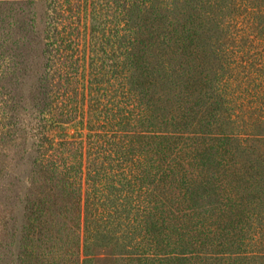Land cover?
<instances>
[{"label": "rangeland", "instance_id": "obj_1", "mask_svg": "<svg viewBox=\"0 0 264 264\" xmlns=\"http://www.w3.org/2000/svg\"><path fill=\"white\" fill-rule=\"evenodd\" d=\"M71 1L69 12L64 0H40L27 12L41 36L48 17L57 22L58 45L80 34L83 82L93 97L82 117L47 131L74 141L90 171L75 207L69 181L59 180L47 264H264V66L251 73L249 91L242 76L243 87L236 79L225 95L211 94L199 72L206 35H190L192 22L175 5L186 0H150L162 3L157 10L130 0L139 3V25L115 36L108 0H86L79 20L85 0ZM238 13L222 17L230 29L212 33L241 40L246 55L247 41L234 34ZM205 95L211 98L193 104ZM235 131L250 136L229 140ZM98 167L104 172L92 176ZM2 196L0 217L10 208L19 230L21 211ZM19 235L0 264L17 263Z\"/></svg>", "mask_w": 264, "mask_h": 264}, {"label": "trees", "instance_id": "obj_2", "mask_svg": "<svg viewBox=\"0 0 264 264\" xmlns=\"http://www.w3.org/2000/svg\"><path fill=\"white\" fill-rule=\"evenodd\" d=\"M39 1L0 0V195L10 198L15 208L21 211L19 230L10 208L5 207V214L0 217V260L8 255L6 249L12 245L18 231L16 264H47L46 247L52 240L53 217L58 214L59 180L65 176L63 184L69 181L75 199L71 205L75 207L81 202L82 176L90 172L83 163L81 149L74 146V141L58 142L47 133L58 122L67 123L82 117L81 108L93 99L88 97L92 91L89 90L90 82H83L81 49L77 42L81 36L76 33L73 38L66 39V44L58 45L57 22L49 17L45 24L46 32L41 36L36 20H30L27 14ZM64 1L69 12L72 1ZM153 1L147 4L146 9L151 8ZM60 3L58 0V6ZM86 4L85 0L83 6H77V20L86 11ZM161 4L154 2L153 8L157 10ZM175 5L179 6V11L184 10L187 23L192 22L188 30L190 35L196 32H199V38L206 35L207 40L200 43L202 48L198 51L202 59L206 57L207 65L199 72L206 81L208 92L212 94V89L218 88L225 95L223 90L228 87V81L232 90L236 79L240 80L237 86L243 87V78L244 88L249 91L251 73L264 66V0H186L177 1ZM108 7L112 36L118 31L131 32L135 24L139 25L138 2L108 0ZM234 10L240 11L236 20L239 22L236 29L240 33L235 31L234 34L247 41L251 51L246 55L237 44L241 40H224L212 33L216 28H231L228 22L222 21V17H229L227 12ZM49 34L54 37H47ZM258 37L261 40H257ZM83 89L88 92L84 94ZM232 94L236 96L235 91ZM200 97L201 100H193L194 105L211 98L206 95ZM58 101L62 104L59 110ZM216 103L222 110L225 109L222 104H228V101ZM244 134L241 138V132L235 131L229 140L243 143L250 136V133ZM136 167L141 170L140 163ZM104 170L95 168L92 176ZM146 176L148 172L140 178L145 180ZM140 178L138 181L143 182Z\"/></svg>", "mask_w": 264, "mask_h": 264}]
</instances>
